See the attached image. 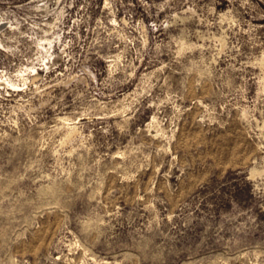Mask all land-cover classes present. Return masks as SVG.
<instances>
[{
    "label": "rangeland",
    "instance_id": "1",
    "mask_svg": "<svg viewBox=\"0 0 264 264\" xmlns=\"http://www.w3.org/2000/svg\"><path fill=\"white\" fill-rule=\"evenodd\" d=\"M0 21V167L29 228L19 264H145L137 241L159 264H264V0H0ZM49 53L58 67L46 73ZM69 66L89 84L65 81ZM113 71L120 91L97 99L142 93L127 130L95 131L120 120L115 108L106 123L81 120L87 152L57 161L37 141L60 97L75 101L63 120ZM57 163L100 191L54 185ZM85 201L103 217L87 237L72 223Z\"/></svg>",
    "mask_w": 264,
    "mask_h": 264
},
{
    "label": "clouds",
    "instance_id": "2",
    "mask_svg": "<svg viewBox=\"0 0 264 264\" xmlns=\"http://www.w3.org/2000/svg\"><path fill=\"white\" fill-rule=\"evenodd\" d=\"M56 4L59 6L61 0H55ZM70 7L71 5H66ZM40 7L47 8V4H42ZM39 10V9H37ZM63 15V13H61ZM2 22V21H0ZM54 27V26H53ZM34 38V37H33ZM63 52V48H61ZM53 57L51 53L48 56V66L45 67V72L47 73L48 69L51 68L52 71H55L58 67L57 65L51 64V60ZM31 63V61H30ZM39 67V65H36ZM71 67L69 66V71L65 74V81H79L83 82L86 85L89 84V81L84 80V73H87L88 76H92L91 73L87 72V69L84 70V73L76 76L71 72ZM122 71L125 72V78L130 75L127 71V65L122 66ZM59 73H57V79H59ZM94 80L95 78L92 77ZM111 81V83H109ZM123 81H119L115 79V72L113 71L108 80H105L102 85H98L96 88L91 91L79 93L76 99L80 100L81 103H87L89 106L87 108L81 109L80 106L77 105V110L72 111L70 113H65L64 119H60V112H63V105H72L75 101H67L66 95H62L60 97V112L57 113V118L52 124V127L47 130V140L37 141V144H47L49 146V152L53 157L59 161L61 157L76 154V159L79 161L80 155L82 153L87 152L88 146L91 144L93 140L92 131L93 128L88 124H81V120H99L105 121L107 120V116L110 115L114 108L118 109L117 115L120 116V120L114 124H107L103 128L97 127L95 131L97 133L104 132L108 133L111 136L112 130L116 129H124L127 130L129 126V121H131L135 115V111L137 110L135 104L132 103L133 100L138 101L139 97L142 93L138 90L133 97L128 98L127 103H121L120 105H112L111 101L109 104H104L101 100L97 99V97L104 95V89H109L112 92L120 91L119 85ZM7 83V80H5ZM46 85H51V81H46ZM40 91H44V89H40ZM73 90L69 88V92ZM94 93V94H93ZM86 95L91 97V100L86 99ZM32 97H29L31 99ZM27 102L23 107L17 109V111L24 112V107H27ZM129 107L131 108V112L129 111ZM33 109L29 107L28 112L25 113L26 116H30ZM34 119V117L32 118ZM71 121V128L66 126V121ZM9 123H14V121L9 120ZM87 129L88 135H84L85 130ZM6 133L0 132V136H5ZM27 136H31V131H29ZM43 135V134H42ZM69 136L72 137L70 143L66 144L64 148H61V145L65 140H68ZM113 139H115L113 137ZM143 139V137H141ZM19 143V140H17ZM83 145V147H81ZM39 155V153H38ZM86 158V157H85ZM95 160V157H93ZM100 164L99 160L95 161V164L92 165V170L89 173L90 175H94L97 166ZM55 173V179L53 184L55 185L56 181L62 185L68 193H72V196L75 197L76 193L80 191L87 192L91 190V194L95 196L100 191L99 181L96 179H92L90 182L81 183L79 176L82 175L79 170H77L73 165L69 166V172H72L76 175L75 184L73 185L72 181L69 179L68 172H63L59 168V164L55 165L50 169ZM43 172H41V178H43ZM11 189V183L9 182V178L7 175L3 174V168L0 167V264H19L18 256L19 249L23 248L24 245L29 243L25 239V234L28 232L29 228L25 223L18 221L16 216L19 214V201L16 198L15 194L6 195V193ZM40 191L39 189L37 190ZM36 204H39L40 201L37 199L35 201ZM89 205L84 203V207L81 212H72L73 220L72 223L81 231L85 237L88 236V226L94 225L96 229L99 228V222L103 217L99 215V211H103V208L100 206V201L97 200V209H93L92 214L85 215L84 212L88 209ZM133 248H136L141 258L145 261V264H159V262L155 259L160 253L152 248H148L142 242L137 241L133 245Z\"/></svg>",
    "mask_w": 264,
    "mask_h": 264
},
{
    "label": "bare ground",
    "instance_id": "3",
    "mask_svg": "<svg viewBox=\"0 0 264 264\" xmlns=\"http://www.w3.org/2000/svg\"><path fill=\"white\" fill-rule=\"evenodd\" d=\"M59 58V57H58ZM36 73V76L38 77L39 76V74L37 73V72H35ZM1 83V82H0Z\"/></svg>",
    "mask_w": 264,
    "mask_h": 264
}]
</instances>
